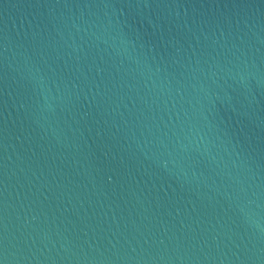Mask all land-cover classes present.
<instances>
[{
	"label": "water",
	"instance_id": "water-1",
	"mask_svg": "<svg viewBox=\"0 0 264 264\" xmlns=\"http://www.w3.org/2000/svg\"><path fill=\"white\" fill-rule=\"evenodd\" d=\"M0 264H264V0H0Z\"/></svg>",
	"mask_w": 264,
	"mask_h": 264
}]
</instances>
